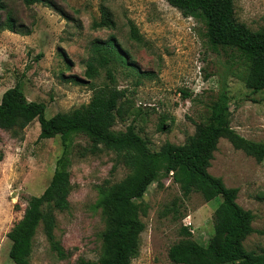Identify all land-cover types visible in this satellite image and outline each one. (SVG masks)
Returning a JSON list of instances; mask_svg holds the SVG:
<instances>
[{"label":"rangeland","instance_id":"rangeland-1","mask_svg":"<svg viewBox=\"0 0 264 264\" xmlns=\"http://www.w3.org/2000/svg\"><path fill=\"white\" fill-rule=\"evenodd\" d=\"M51 1L56 8L0 0V100L20 83L26 98L44 103L51 118L90 104L96 89L114 86L124 97L121 116L108 117L109 130L124 132L133 124L151 150L159 151L166 143L182 145L193 136L225 88L231 127L245 139L264 144V91L256 93L246 86L247 65L236 53L210 46L202 18L185 17L166 0ZM106 13L113 23L96 26ZM234 13L236 21L251 31L264 29V0H234ZM8 18L14 31L7 29ZM132 26L141 42L131 38ZM112 37L138 72L112 63L98 68V76L89 80L85 74L94 45ZM107 70L112 71L114 84ZM39 136L37 120L17 137L0 129V264H13L8 235L22 222L28 200L41 196L49 186L64 153L59 136L50 140ZM91 145L87 137L76 135L69 147V208L56 212L55 230L66 258L50 249L40 226L30 264H99L107 229L99 205L102 192L130 171L113 151L99 146L101 151L92 154ZM209 173L228 188L238 189L237 203L254 214V232L244 246L260 253L264 250V159L257 161L221 139ZM136 203L144 231L140 254L132 264H173L168 257L172 245L183 241L207 245L221 198L207 203L199 193L185 197L168 177L152 184Z\"/></svg>","mask_w":264,"mask_h":264},{"label":"trees","instance_id":"trees-1","mask_svg":"<svg viewBox=\"0 0 264 264\" xmlns=\"http://www.w3.org/2000/svg\"><path fill=\"white\" fill-rule=\"evenodd\" d=\"M26 6L42 4L56 8L51 0H22ZM185 17L202 18L206 25V37L210 46L217 50L236 53L247 65L245 84L253 92L264 91V29L253 32L235 19L234 0H166ZM7 29L14 31L13 20L8 18ZM113 22L104 14L100 25ZM131 38L141 42L132 26ZM129 66L128 54L112 37L96 42L93 57L89 60L86 77L98 76V68L109 64ZM108 78L114 84L111 70ZM75 83L82 82L70 77ZM124 93L116 87H101L95 90L90 104L70 113L46 116L44 103L29 101L18 83L7 90L0 100V129L17 137L35 120L40 124V140L59 136L64 153L58 160L49 186L39 197H31L22 222L8 235L11 240L9 259L13 264H30L33 240L38 227L42 226L50 249L60 259L66 253L55 236L56 212L69 208L71 176L66 169L69 147L73 136L82 135L92 143L90 153L101 151L99 146L113 151L130 174L120 183L102 192L100 207L106 216L107 229L103 236L104 253L99 264H132L140 254V235L144 225L139 219L137 201L143 199L149 187L162 178H172L183 195L199 193L209 203L221 198L214 213V235L206 246L192 242H180L170 247L169 260L173 264H264V250L260 253L247 251L244 242L253 234L255 216L237 203L238 189L228 188L221 178L209 173L214 154L221 139H227L238 150L264 159V144L251 142L231 127V102L228 91L223 88L210 108V115L196 133L182 145L166 143L159 151H153L149 142L131 124L124 132L110 131L112 122L108 117L121 116V99ZM186 236L189 230L184 228ZM79 264H96L81 261Z\"/></svg>","mask_w":264,"mask_h":264},{"label":"built area","instance_id":"built-area-1","mask_svg":"<svg viewBox=\"0 0 264 264\" xmlns=\"http://www.w3.org/2000/svg\"><path fill=\"white\" fill-rule=\"evenodd\" d=\"M189 225H191V224H189Z\"/></svg>","mask_w":264,"mask_h":264}]
</instances>
